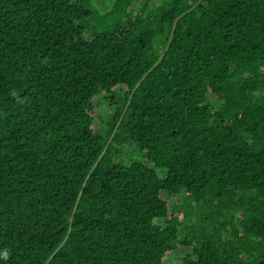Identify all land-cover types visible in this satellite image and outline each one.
Segmentation results:
<instances>
[{
	"label": "trees",
	"instance_id": "16d2710c",
	"mask_svg": "<svg viewBox=\"0 0 264 264\" xmlns=\"http://www.w3.org/2000/svg\"><path fill=\"white\" fill-rule=\"evenodd\" d=\"M0 264H264V0H0Z\"/></svg>",
	"mask_w": 264,
	"mask_h": 264
},
{
	"label": "rangeland",
	"instance_id": "374dc122",
	"mask_svg": "<svg viewBox=\"0 0 264 264\" xmlns=\"http://www.w3.org/2000/svg\"><path fill=\"white\" fill-rule=\"evenodd\" d=\"M106 1H107V0H106ZM94 111H95V113L97 114V116H98V115H100V116L103 115V113L106 112V108H105L104 103L96 104V107H95ZM136 159L142 160V159L140 158V156H136ZM170 256H171V258H174V257H173V253H171ZM178 256H181V255H178Z\"/></svg>",
	"mask_w": 264,
	"mask_h": 264
}]
</instances>
